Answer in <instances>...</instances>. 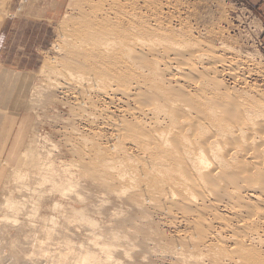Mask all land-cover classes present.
Segmentation results:
<instances>
[{
    "label": "bare ground",
    "instance_id": "1",
    "mask_svg": "<svg viewBox=\"0 0 264 264\" xmlns=\"http://www.w3.org/2000/svg\"><path fill=\"white\" fill-rule=\"evenodd\" d=\"M124 6L125 5L121 7ZM94 7H96V5ZM117 7L118 6H116V9ZM96 8H98V6ZM101 8L103 10V6H101ZM133 9L132 13L135 12ZM97 11L98 10H96V12ZM118 11L122 16V11H124V9ZM90 12L93 14L95 11L92 12L90 10ZM102 12L95 14L99 17V13ZM133 14H127L131 17H129L128 27L123 26V23L122 25L121 23H117L120 22L117 20L118 18L116 19L117 15L114 18L116 22L111 24L110 20H112V18L109 10H105L103 15L99 18L94 17V15V18L90 16L91 18L88 17L84 23H81V25L83 24V29H80L82 27L80 24H78V26H81L80 28L75 25L78 30L80 29L79 32H77L78 30L72 29L75 31H73L75 34L76 32L81 33L83 31L84 35L81 38L79 36V39H77L78 41L75 42L74 40L78 38V34H76L77 37L73 34L74 40L72 34H69L68 39L71 40V43L69 40H66L67 36L64 38V42H69V44L65 43L64 47L68 45V48L66 49L67 46L64 49L61 47V53L64 52L63 57L61 56L63 60L62 63L64 64H59L64 65V68L67 66V71L68 69L70 70V74H68L69 72L67 74L71 76L72 83H76L75 85L71 83L73 85L72 87H74L72 90H75V94L77 93L78 96H80L79 102H77L73 108L71 107L72 109L68 106L71 114H74L71 117L76 115V118L74 117V119H71L67 117V119L77 121V116L83 119L84 113L87 109H90L88 105L95 108V104L99 102L97 99L95 101L98 102L94 104L95 95H98L100 98H102V94L111 96L109 91L115 94L114 90H117L116 88H119V86L120 88L123 87L122 92L126 100L124 103L127 104V109H120L119 111L122 113V117L114 123L110 122L111 124L109 125V128L113 126L115 132L113 136L116 142L114 140V142L112 141L114 145L110 147V149L104 148L102 147L103 145L101 146L100 144L102 142L98 143L99 140L97 142L92 139V142H90L91 140H87L88 137L84 134L85 138L81 137L82 143L84 142L82 146L85 145L86 147V142L88 141V143L92 145L91 151L84 153L83 150L77 148V146L74 147L76 142H73L74 144L72 142L68 144L64 143L65 145H73L74 149L72 146H69L72 148L71 151L67 149L72 153V156L74 155L78 158V161L76 162L74 159L71 162L69 160L70 162L67 164V162L65 163V161L60 159L64 164L61 161L59 164L57 162L59 159H54L57 155L55 154L54 158H52L49 154V148V152L46 151L48 152L46 154H44L45 152L42 154V152H40L41 149L40 151L36 149L37 147L34 144H36L35 139L37 138H34L30 143V147L24 152L22 165L13 168L12 174L9 175L13 177L12 179L21 184V188H23L25 193V195L23 194L25 198L23 197L24 199L19 202L11 198L8 200L9 197L6 199L3 198L5 201L7 200L6 202L4 201V208L8 209L9 212L11 211L12 215L6 214L0 221L9 222L12 219L16 220L17 215H19L22 210L24 211L30 203L29 207L31 206L33 210L32 214L35 213L37 215L38 212L47 214L48 211H52L63 214L62 216L65 215V218H63V226H65L66 230L71 223H73V225L80 223L81 227H89L90 234L88 232V241L85 238L87 241L86 246H84L86 243L85 241V243H80V246L78 245L79 248L76 249V246L74 247L70 239L65 238V250L60 253L58 250V254L51 258L53 262L58 261L57 264H121L122 262L120 259L122 258L119 255L127 259L130 257V261H133L134 259L132 260V258L135 257L138 261L140 259L139 253L134 252V249L137 251L136 247H139L145 250L147 254L148 252L154 251V249H151L152 247H149L151 244L153 245V243L158 246L157 248H160V246L162 248V245L159 244H163V248L164 246L171 245L172 255L176 257L178 261H181L179 262L181 264H228L226 261L233 264H264V259L261 253H259L261 252L259 249L261 248L260 246L264 244V96H262L264 93L261 94L263 98H260V95L257 96L259 98L253 95L255 97L253 98L250 92H255L258 89L257 87L248 89L250 91L246 89L247 92L244 91L242 94H237L240 93V91L237 92V86V89L233 88L236 92L234 90V92L229 91L228 87L226 88L225 86L226 89H221V87H223L222 83L224 84V82L221 83L218 78L219 75H217L219 73L217 68L220 65H217V68H215L213 65L207 67L206 64L201 70L200 67H198L199 69L196 68L202 60L204 63L205 59L204 57L201 60L205 55L204 52V55H202L201 46H199L202 45V41L199 44L198 42L200 41L196 38V42H198L194 43L192 42L194 40L191 41L193 38H191L192 33L190 35L186 33L191 38L190 40H188V38L186 40V34L182 33L185 36L181 34L176 35L173 31L169 34L165 33L162 37L156 39V37H154L155 32L152 31V28L143 27V21L140 22V24L135 23L139 26L142 25L140 27L141 29L139 27V30L133 29V21L135 19L134 17L132 20V16H135ZM124 16L126 17V15ZM136 16L138 15L136 14ZM137 18L139 17H136V20ZM148 23L147 21V24ZM147 24L145 25L147 26ZM161 29L164 30V28ZM163 30L161 32H163ZM168 31L170 32V30ZM83 32L81 34H83ZM160 34L161 33L156 35ZM70 36L72 39L69 38ZM177 37L180 39L177 40ZM163 42L165 47L160 45ZM209 46V48H211V45ZM222 46H224V44H222ZM196 47L199 48L198 52L201 51L202 57H199L197 52H195L197 51ZM58 48L60 50L59 45ZM204 48L206 47L204 46ZM209 48L207 47L205 51H210L208 50ZM224 48H226V46H224ZM231 49L232 48H230V50ZM213 50L217 53L214 48L211 49V51ZM169 51L171 53L172 51L174 52L175 58H173L178 60V62L182 61L184 64L188 63L189 74L184 73L183 70L182 72L185 76L187 75L185 78H188V81L191 80V82H195V87L192 90L193 93L188 92L187 88L186 91L185 87H182L184 84L182 86L172 85L173 78H171V76L170 78H166L165 72H167L168 66L167 61L164 60V56L170 57ZM213 52L209 54L210 56L208 55L209 58L213 59V54H215ZM235 52L237 54L239 53L236 50ZM155 53L161 54L160 60L156 59V57L155 59L149 58V55L154 54L155 56ZM163 53L166 54L163 55ZM218 55L220 56V54ZM248 56L249 55L245 57L247 58ZM158 57L159 55L157 58ZM216 57L217 59L219 58L218 56ZM209 58L208 60H210ZM167 59L169 60L168 57ZM194 59H198L200 62H197L196 65V63H194L195 61L193 63L191 62ZM214 59H216L215 56ZM223 59L224 62L221 60L217 61V63L222 62L220 66L221 73L224 76L228 75L229 78H231L230 80L237 81L240 74L238 73L239 71H237L238 76L236 77L237 74L233 68L235 66L233 65L234 58H231V60ZM247 59H249V57ZM225 61L227 62L225 63ZM238 61L240 60L238 59ZM59 62H61V59ZM182 62L178 64H183ZM57 63L55 64L59 65ZM203 63H201V67ZM207 63L209 65V62ZM213 63H216L215 60ZM62 65L59 66L63 68ZM252 65L254 66L255 64ZM59 66L57 67L54 65L53 68L56 67L58 69ZM50 67H47L48 70L45 71L49 72L50 69L51 72L53 68ZM175 70L178 71L177 68H175ZM257 71V74H259L258 68ZM48 72L46 73L47 75L54 73ZM62 72H60L61 75ZM180 72L179 68V73ZM57 73L55 76L51 75L50 78L53 79L52 77H55L57 79L56 76H58V83H56V79L54 80L58 86L61 82V80L60 82L58 81L59 77L61 79V76L59 75V71H57ZM249 73L251 72L249 71ZM182 74L180 73V77ZM176 75L178 76V74ZM50 78L47 77L49 83L45 84L47 86L48 84L50 86L52 85L53 87L55 83H52V80L50 82ZM62 78L64 81L63 75ZM239 78H241V75ZM182 79L177 78L176 80L180 81L176 82L180 84L179 82H181ZM63 81L62 84L64 85ZM114 82H116V84L118 83L119 86L117 87L118 84L115 86ZM241 82H239V85ZM111 83H114L113 85L116 87L114 90V87H112V89L110 87L113 86ZM245 83L247 84V82ZM71 84H69V87ZM43 85L44 84H42V86ZM42 86L41 88H43ZM50 86L47 88L45 87L46 89H44V91H46L42 93L43 95L48 93V88L52 89ZM66 86L67 85L62 87V91ZM58 88H61V86H58L57 89ZM245 88L247 87L245 86ZM41 90L39 89L40 92L43 91ZM67 91L69 92V89ZM118 91L122 95L121 90L119 89ZM92 92H95V95L93 94L94 96ZM119 92L117 95H119ZM256 92L254 94H256ZM60 93H62L61 90ZM42 94L40 100L43 101L45 96L43 97ZM258 94H260L259 91L257 92V95ZM71 95L73 96V94ZM108 96L106 97L108 98ZM53 97L56 98L55 96ZM47 100H49V97H47ZM114 100L112 101L114 102ZM45 101L46 99H44V102ZM61 103H63V107H66L64 105L67 104H64L63 101ZM69 105L71 106V103ZM108 108H95L92 115L87 112L85 114L91 117L93 115H100L101 117H99L101 119L104 114H107L106 110L108 111ZM110 108L112 109V107ZM108 112L110 113V111ZM111 112L113 113V111ZM108 117L109 116H107V118ZM90 118L88 119L90 120ZM82 119L78 121L80 122ZM93 119L92 121L94 123L97 122L95 121L96 117ZM63 121H66V119H62V122ZM86 122L88 124V121ZM106 122L108 121L106 120ZM90 123L92 124V122ZM105 125L104 128H106L108 124L106 123ZM26 126L27 125H25V127ZM71 126L70 128H73ZM75 128L74 126V129ZM74 129L72 130L74 132L78 131V135L82 132V130L81 132L79 131L80 126L79 129ZM63 131L65 132L66 130L63 128ZM62 134L64 136L65 133ZM66 134L63 138L68 140ZM25 135L27 134L25 133ZM92 136H94V132ZM39 138L37 143H39ZM79 139L80 138H78V140ZM72 140L73 137L71 138V141ZM109 142H111V140ZM109 144L106 143V146ZM128 144H131L132 147L134 146L142 156H139V158L138 156L137 158H135V156L133 157L131 152L127 150ZM110 145H112V143ZM51 147H53V145ZM55 147H53L54 151L55 149L57 150L58 146ZM42 150L45 151V147L44 149L42 148ZM17 151L18 150H16V152ZM11 162L12 160L10 164ZM9 176H7V178ZM100 191L108 193L110 195L109 199L115 204L124 202L123 205L130 206L136 215L142 214L144 217H147L149 208L152 207L165 210L166 213L172 217L177 218L178 216L181 220H179L180 223L182 222L185 226L192 228L193 232L183 236L173 235L174 237L172 236V239L170 237L169 240L167 239L169 238L168 236H159V233L156 235L149 232L147 231V227L155 225L156 223L154 221H149V223L146 224L143 222L137 224L135 223V216L122 218V211L118 209H115L116 212L110 209L112 211L110 212V210L107 209L108 207H106V202H101L96 195V193ZM98 202L100 203L98 204ZM1 206L2 205H0V207ZM222 211L229 213L230 219L223 217ZM46 216L47 215L43 218L45 224L49 222L54 224L57 223L53 220L55 218L52 219V216L51 218ZM101 216L102 219H104L102 221L98 219ZM28 217H30V215ZM31 220L34 219L32 218ZM31 225L33 226L32 223ZM175 225L174 227L176 228ZM29 228H31V226ZM130 229H134V233L129 234ZM50 230V228L49 230L43 229L48 240L51 239L53 235L51 233L53 230ZM20 234L21 232L19 235ZM48 240L47 242H49ZM16 241L14 242L16 243ZM137 241L139 243H136V245L135 242ZM164 241H166V243ZM40 243L41 242L36 244L35 251H41V253L45 251L46 255L51 254L49 253L50 251L46 253V248ZM12 244L10 246L11 252L7 262L9 264H17L19 260L23 258V252H21L22 250L20 251L18 246ZM227 244L229 246H227ZM148 249L150 251H148ZM154 253H156V251ZM146 254H143L144 257ZM46 255L45 257L47 259L50 258V256ZM155 255L157 256V253ZM190 257H195L196 259H189ZM24 259H26V257ZM143 261L144 260H142V262ZM5 262V260L0 259V264H6Z\"/></svg>",
    "mask_w": 264,
    "mask_h": 264
},
{
    "label": "rangeland",
    "instance_id": "2",
    "mask_svg": "<svg viewBox=\"0 0 264 264\" xmlns=\"http://www.w3.org/2000/svg\"><path fill=\"white\" fill-rule=\"evenodd\" d=\"M3 1H6L7 5L9 7L12 6L11 9H10V14H9L10 15L9 18L11 19V21H10L9 29H8V31H6V34H5V35H7L5 39H6V42H7L6 43V48H8V51H7V55L3 58L4 59L3 63L6 64V66H8L11 70L20 71L19 72V74H20L19 75V79L16 80V83H18V86L12 84V86H11L12 89L10 88L11 89L10 90L11 95L13 93L14 96H17V97L20 98V102L21 103L19 105H17L16 107L20 111H24L25 110V113L30 114L35 119V123H34V127L33 128H34V134H35L34 138H37V139H35V143L36 144H34V145H36L37 148L35 146H33V147H35L38 151H40V149H41L40 152H42V154L44 152H45L44 154H46V153H48L50 151L49 154L52 156V158H54V156L56 154L57 156H55L56 158H54V159H56V160L59 159V161L57 160L58 163L61 160L65 161V163L67 162V164L70 161L72 162L74 159H75L74 161H76V162L78 161L77 160L78 158L76 156H74V155H73L74 156V158H73L72 153L69 152V150L71 151V149L73 148V145L72 144L67 145L68 143H71V142L75 143L76 142L74 147L77 146V148L83 150L84 153L85 152L88 153V151H91L92 145H90L88 143V141L86 142L83 139L86 142V147H85V145L82 146V144L84 142L82 143V140H81L82 138L81 137L85 138V135L88 137L87 140L90 141L92 139L93 141H97V142L99 140L98 143L102 142V143H100L101 146L103 145L102 147L110 149V147H112L114 145L113 142L114 141L116 142V139H114V136H113L115 134L113 126H110V128H109V125L111 123H114V122L118 121V119H120L122 117L121 116L122 113L119 111L120 109L121 110L122 109H124V110L127 109V104L124 103L126 100H125L123 92H122L123 87L120 88L119 84L117 83L118 84L117 85L116 82H114L115 84L114 83L113 84L115 86L117 85V87L119 86V88H116L112 83L111 84L113 86H110V87H111V89H112V87H114L113 90L115 88L117 89V90H114L116 95L114 93H112V91H109V94L111 96L106 95V96H108V98H107L105 96V94H102V96H101L102 98H100V97H98V95H95V92L94 93L92 92V95L93 94L95 95V96L93 95L94 96V104L96 102H98V101H95V100H97V99L99 100V102L95 104V106H96L95 108L105 109V108H108V107L109 108L112 107V109L110 108V110L108 108V111H110V113L106 110L107 114H104L101 119H100V117H101L100 115H97V116L93 115L92 117L93 118L96 117L95 121L98 122V123L97 122L94 123L92 121L93 118L89 115L92 118L91 119L88 116V114L91 113V115H92L94 113L93 111H94L95 108L91 107V105H88V107H90V109L86 108L87 109L86 112L88 114H85L86 112L84 113L83 119L81 118L82 121H80V122L78 121V120H81L80 118H78L80 116H77V121H72L71 120L72 118L74 119V117L76 118V115L74 117H71L74 114H71L69 109L71 107L73 108L77 104V102H79V100H80L79 97L80 96H78L77 93H76L77 95L75 94V92H76L75 90H72L74 88L72 86L75 85L76 83L73 84L72 83L73 81L71 80L72 79L71 76L68 75V74H70V70L68 69V71H67V66L64 68V65H62L64 63H62L63 60H62L61 56L63 57L64 52L61 53L62 52L61 51V47L64 49L67 46L66 47V49H67L68 45H65V47H64V44L65 43L69 44V42L71 41V40L68 39L69 34H72V37H73V40H74V36H73V34H75L74 30L77 31L78 28H80L81 26L82 27L80 29H83V24L81 25V23H84L88 19V17L91 16L92 13L90 12V10L92 12L95 11L92 14V16H91L92 18L98 17L95 13L98 14V12H102L103 10L104 11L105 10H109L111 12V18H112V20H110L111 24L113 22H116V19L118 18L117 20H119L120 22H117V23H121V25L123 23V26H127V27L129 25V17H130L128 15H132L134 13L133 15H135V16H132V20L135 17V19L133 21V25H134L133 29L139 30V28L142 25H143V27H147L149 29L152 28V31L155 32L154 37H156V39L162 37L165 33H167V34L171 33V31H173V33L176 34V35H180V34L183 35V34H186V33L188 35H190L192 33L191 34V38L193 37L192 39L187 34H186L185 39L187 40V38H188V40H190V39H191V41L194 40V41H192L194 43L198 39V41H200V42L197 41L199 44L202 41L201 44L203 46L202 45H199V46L202 47V48L200 47V49L202 50V53L204 52L207 57H208L209 54H211V52L214 51V50L211 51V49L214 48L216 50V52H217V53H215V51L213 52V53H215V54H213V59L208 57L211 60L210 61L204 55V53L202 54L201 51L198 52L199 48L196 47L197 51H195V52H197V55H199V57H202L201 54L204 55L201 58V60L204 57L206 59V60L204 59V63L202 62L203 60L200 62V61H198V59H194L193 61H191L192 63L195 61L194 63H196V65H197V62L198 63L200 62L196 66V68L200 67V70H201L203 67H205L206 64H207L206 65L207 67L208 66L211 67V65H213V67L217 68V65L221 66V64H222V62L221 63L220 62L217 63V61L221 60V61L224 62L223 58H225L227 60H231V58L232 59L234 58L233 59V62H234L233 65H235V66L233 68L235 69V73L237 74L236 77L238 76V73H239L241 75V78H239L240 77V75H239L238 78H237L238 83H237V81L230 80L231 78H229L228 75H225V76H227V77H225L221 73V71H220L221 68H220V66H218L217 70L219 71V73L217 75H219V76L221 75L220 77H222V78H220L218 76V78L220 79L221 83L224 82V84H225L224 85L222 83L223 87H221V89H224L225 87L226 88L228 87L229 91L234 92L235 89H237V87H238V89H237L238 91L237 92L240 91V93H237V94H242V93H244V91L247 92L248 89H251L253 87L254 88L257 87L258 89L260 87L259 90L258 89L256 90L257 92L259 91L260 94L257 95L256 91H255L256 94H254L255 92L253 91L254 93L250 92L251 93V97L259 98L257 96L260 95V98H261L262 96H264V94H262V93H264V59H263L264 58V46H263V43L261 41V33H262L261 31L263 29H262V26L258 23V20L256 18L255 13L247 6V4L243 0H3ZM27 1L30 2V5H31L32 2H33V4H36V5L32 4L33 6L36 7V14L24 13L23 6L26 5ZM8 2L10 3V5L8 4ZM90 3H92V4H90ZM101 3H102V5H101ZM88 5H91L93 7L88 6ZM95 5H96V7L98 6V8L94 7ZM99 5H100V7H99ZM115 5L118 6L117 9H116ZM123 5H125V6L121 7ZM101 6H103V10H102ZM127 6H129V7H127ZM94 8H95V10H94ZM100 8H101V10H100ZM122 9H124V11H122L123 15L121 16L118 10H122ZM132 9H133V11L135 10V12L132 13ZM96 10H98V11L96 12ZM104 11L102 13H99V17H101V15H103ZM114 11L119 14V17H118V14H116ZM6 12H7V10H6ZM136 14L138 16H136ZM93 15H94V17H93ZM116 15H117V17H116ZM124 15H126V17ZM115 17H116V19H114ZM136 17H139V18H137V20H136ZM140 17H141V19H140ZM124 18H126L127 20L124 19ZM123 20H125V21H123ZM135 20H136V22H135ZM142 21H143V24L141 23L142 25L139 26L138 24H140V22H142ZM147 21L149 22L148 24H147ZM159 22H160V25H159ZM135 23H138V24H135ZM78 24H80L81 26L80 25L78 26ZM145 24H147V26ZM152 24H153V27H152ZM75 25H77L78 28H76L77 26H75ZM159 26H162V27H159ZM161 28H164V30L161 29ZM72 29H74V30H72ZM79 30L77 32H79ZM162 30H163V32H161ZM168 30H170V32ZM71 31L72 32L74 31V32L72 33ZM165 31H167V32H165ZM77 32H76V34H78L77 35L78 38H75L76 39V40H74L75 42L78 41L77 39H79V36L81 38L84 35L83 31H82L83 34H81L82 32L81 33H77ZM159 33H161V34L160 35H156V34H159ZM76 34H75V36H76ZM79 34H81V35H79ZM66 36H67L66 40L67 41L69 40L68 43L64 42V38ZM183 36H185V35H183ZM69 38H71V36ZM176 39L179 40L180 38L177 37ZM163 44H164V42L162 44H160V45H163ZM207 44H208V46H207ZM222 44H224V46H226L227 49L224 48V46H222ZM58 45L60 46V50L58 48ZM61 45H63V46H61ZM209 45H211V48H209L210 47ZM204 46L206 48H204ZM212 46H213V48H212ZM207 47L209 48L208 50H210V51H205V50H207ZM215 47H217V48L221 47V48L217 49ZM222 47H223V49H222ZM228 47H230L232 49L230 50V48H228ZM233 48H235V49H233ZM220 49H222V50H220ZM235 50L238 51L239 53L237 54L235 52ZM172 53L169 51V55H171L170 57L169 56H164V60L167 61V66H168V68H167V72L168 73L165 72V75L167 77L166 76L165 77L166 78H170V76H171V78H173L172 79V85H174V86L175 85L182 86L184 84V86H182V87H185V90L187 88L188 92L193 93L192 90L195 87L194 86L195 82H193V81L191 82V80H189L191 82L190 83L188 81V78H185L187 75L185 76V74H184V73L189 74V72H190L189 71V67L187 66L188 63L184 64L182 61L178 62V60L174 59L175 56H174V52L173 51H172ZM165 54L163 53V55H165ZM218 54H220L221 57ZM246 54L249 55L248 56L249 59H247L248 57L247 58L245 57V56H247ZM158 55H159V57L157 58ZM163 55H162V57H163ZM214 56H215L216 59H214ZM216 56H218L219 58L217 59ZM252 56H253V58H252ZM155 57H156V59L160 60L161 54L155 53V56H154V54L153 55L152 54L149 55L150 59L151 58L155 59ZM167 57L169 58V60L167 59ZM237 57H239V58H237ZM251 58L253 60V63H252ZM60 59H61V62H59ZM172 59H174V60H172ZM238 59L240 61H238ZM241 59H242L243 62L241 61ZM214 60L216 62L215 63L216 65L213 63ZM57 61H58V63H57ZM177 62L178 63L182 62L183 64L179 65ZM207 62H209V65H208ZM226 62L227 61H225V63ZM55 63H57V64L62 63V64H59V65L60 66L62 65L63 68L60 67L59 65H56ZM201 63H203L202 67H201ZM252 64H255L256 66L255 65L253 66ZM54 65L57 66V67L59 66V68L58 69L56 67L53 68ZM45 66H47L48 68L49 67L53 68L54 71L51 70V72L52 73L54 72L55 74L53 73V74L47 75L46 73L48 71H45V70H48V69ZM173 66H174V69H173ZM235 67H237V68H235ZM175 68H177L178 71H176ZM179 68H180V71H181L180 73L181 74L183 73L182 70L184 71V73L181 76L183 79L180 77ZM257 68L259 70V74H257V72H258ZM55 69L57 71H59V75L61 76V79L59 77V80H58L59 82L61 80V82H60L61 85H60V83L58 85L59 87L61 86V88H58V89H57L58 86L56 85V83H58L57 82L58 76H56L57 79L55 77H52L53 79L50 78L51 75L55 76V75L58 74ZM63 69H65L67 72L65 70H63ZM170 69H171V71H170ZM184 69H186V70H184ZM248 70L251 73H249ZM237 71H239V72L237 73ZM49 72H50V69H49ZM60 72H62V75L64 77V81L62 80L63 78H62V75L60 74ZM173 73L174 74L175 73L178 74V76L176 74L174 75ZM249 74H250V76H249ZM46 76L48 78H50V82L52 80V83H55L54 80L56 79L55 85L53 84L55 86V88H54V86L52 87V85L51 86L49 84H48V86L46 85L47 83H49V80L47 79ZM69 78H70L71 82H70ZM177 78L178 79H182L181 82H179L180 84L177 83L178 81H180V80H176ZM45 79H47L48 81L45 80ZM239 79H243V80H239ZM44 80H45V82H44ZM186 80H187V82H186ZM62 81H63L64 85L62 84ZM10 82L11 81L8 80V82H6V84H8ZM13 82H15V80ZM184 82H186V83H184ZM239 82L242 83V84L240 83V85L244 89H242L240 87ZM245 82H247V84ZM42 84H44V85L42 86ZM69 84H71L70 85L71 88L69 87ZM62 85L63 86L67 85L66 87L63 88L64 92L62 91V87H63ZM187 85H189V86H187ZM243 85H245L247 88H245V86H243ZM251 85H253V86H251ZM41 86L43 88H41ZM49 86H50V88L52 87V89L48 88L47 89L48 93H45L43 95L42 93H44L46 91V90L44 91V89H46ZM67 87H69V88H67ZM189 87H190L191 90L189 89ZM239 87H240V89H239ZM233 88H235V89H233ZM39 89L40 90L42 89L43 91L41 90L42 92H40ZM68 89H69V92L67 91ZM94 89H96V88H94ZM119 89L121 90L122 95L118 91ZM241 89L243 90V92H242ZM60 90H61L62 93H60ZM248 91H250V90H248ZM38 92H40V93H38ZM57 92H59V93H57ZM118 92H119V95H117ZM41 94L43 95V97L45 96L44 97V99H46L45 102H44V99H43V101L40 100L41 99ZM68 94H69V96H68ZM71 94H73V96ZM261 94H262V96H261ZM53 96H55L56 98H54ZM47 97H49V100H47ZM105 97H106V99H105ZM53 98L56 99V100H54ZM110 98L112 100H114V98H115L114 102ZM75 99H77V100H75ZM69 100H70V102H69ZM118 100H120V101H118ZM40 101H41V103H40ZM54 101H56V102H54ZM62 101L64 102V104H67V105H64L66 107H63V105H62L63 103H61ZM70 103H71V106L69 105ZM113 103H114L115 106L113 105ZM100 104H101V106H100ZM104 104L105 105L108 104L107 105L108 107L105 106ZM42 105H44V106H42ZM111 105H113V106H111ZM121 106H123V107H121ZM115 109H117V110H115ZM111 111H113V113ZM107 116H109V117L107 118ZM67 117L71 118V119L69 120V119H67ZM97 117L99 118V120H98ZM104 117H105V121H104ZM88 118H90V120ZM58 119L61 120V121H59ZM62 119H64V120L66 119V121L62 122ZM85 119H87V120H85ZM106 120L108 122H106ZM112 120H114V121H112ZM67 121L69 122V124H68ZM70 121H71V123H70ZM86 121H88V124H87ZM90 122H92L93 125ZM105 122L108 124L106 128H104V125L106 124ZM77 123H78V125H77ZM70 124L73 125V126H71ZM84 125L85 126L88 125V126L85 127ZM70 126L73 127V128H70ZM74 126L76 128H78V129H79V126H80L79 131L81 132V130H82V132L79 135L77 134L78 131L74 132L72 130V129H74ZM83 126H84V128H83ZM102 126H103V128H102ZM63 128L66 130L65 132L63 131ZM93 129H96V130H93ZM71 130L73 131L74 134L72 133ZM68 131H69V134H68ZM92 131L94 132V136H92V134H93ZM66 132H67V134H66ZM62 133L66 134V136H67L66 138L68 140L63 138V137H65V134L63 136ZM87 133L89 134L90 137L88 136ZM71 135H74V136H71ZM111 135L113 136V139H112ZM76 136L77 137L79 136L78 138H80L79 139L80 141L78 140V138ZM97 136H98L99 139L97 138ZM68 137L69 138L73 137V140L71 141V138L69 140ZM74 137L78 140V143H77V140ZM93 137L95 139H97V140H95ZM38 138H39V143H37L38 142ZM100 138H101L102 141L100 140ZM47 140H49V141H47ZM92 140L90 142H92ZM106 140H108V141H106ZM110 140H111V142H109ZM108 142L110 144L112 143V145H110ZM64 143H67L66 144L67 147H66V145ZM80 143H81V145H80ZM106 143L109 144V145L106 146ZM51 144L53 145V147L58 146L57 150L55 149V151H54L53 150L54 148L51 147L52 146ZM104 144H105V146H104ZM69 146L70 147L72 146V148H70ZM44 147H45V151L42 150V148L44 149ZM48 148L50 149L49 151H48ZM135 149L136 148H134V146L132 147L131 144L127 145V150H128V152L129 151L131 152L133 157L134 156H135V158H137V156H138V158H139V156L141 157L142 154L141 153L139 154V151H137V149L135 151ZM46 151H48V152H46ZM135 153H136V155H135ZM63 161H61V162H63ZM63 164H64V162H63ZM12 172H13V170L12 171L10 170V172H9V174L7 176L12 174ZM7 176L5 178L7 181L4 179L3 183L1 185V188H0V202H1L0 205H2L0 207L1 208L0 209V219H2L3 216L6 215V214H8V215L11 214L12 215L11 211L9 212L8 209L4 208V206H5V203H4L5 200L4 199L9 197L8 200L11 198V199L19 202V201H21L22 199L25 198L24 197L25 193L23 191V188H21V184L19 182H16V180L12 179L13 177L9 176L7 178ZM15 190L16 191L18 190V191L16 192ZM96 195L98 196V199L101 202H106V207H108L107 209H109V210L112 209V211H114V212H116L115 209L121 210L122 211V218H128V217H131V216H135V218H136L135 223H137V224H140V222H143V223L146 224V223H149V221H154L156 224L154 223L155 225L148 226L147 227V231L152 232V233H154L156 235H158V233H159V236H165V237L168 236L169 237V238H167L168 240L170 239V237L172 239L173 235H175V236H183V235H186L187 233H192L193 232L192 228H189L188 226H185V224L182 223V222H181L182 224L180 223L181 220L178 218V216H177V218L176 217H172L171 215H168L165 210H159V209H156V208L152 207V208H149V212H148L147 217H144V215H142V214H137L136 215L134 213L133 209L130 206L123 205L124 202L123 203H119V204H115L112 200L109 199L110 195L108 193L100 191V192L96 193ZM28 196H30V195H28ZM99 203L100 202H98V204ZM29 205H30V203H29ZM29 205L26 207V209L24 211L22 210L23 213L21 211L19 213V215H17V219H16L17 221L15 219H12V220H15V221L10 220V221H12L11 223H9L10 221L9 222L2 221V220L0 221V230H2V231H0V248H1V250H0V259L5 260L6 264L8 263L7 261L9 260V255H10V252H11L10 251V246L16 240L19 243L16 241V243L14 242L13 244L18 246L20 248V251L22 250L21 252H23V258H21L17 264H24V263L25 264H30V263L31 264H33V263L34 264H51V263H53V264L56 263L57 264L58 261L55 260L57 262H53L51 258H52V256H55L56 254H58V250H59V253L61 251L65 250V247H66V245L64 244L65 238H69L70 241L72 242V244L74 245V247L76 246L75 247L76 249L79 248V246H80L79 244L80 243H85V241L87 240V236L90 234L89 227H87V226H82L81 227V224L79 222H75V223H79V224H74L73 225V223H71L72 225L69 224L70 227L68 226L67 227L68 229L66 230L65 226H63V221H64L63 218H65V215L62 216L63 214H59V213L52 212V211H48L47 214L43 213V212H38L39 214L37 213V215L35 213L32 214L33 210L31 209V206L29 207ZM29 209H30V211H29ZM31 210H32V212H31ZM112 211L110 210V212H112ZM29 213H31V214H29ZM226 213L227 212L222 211L223 217L229 218L230 214L229 213L226 214ZM26 214H28V215H26ZM49 214H50V216H49ZM29 215H30V217H28ZM45 215H47L46 217H48V218H51V216H52V219L55 218L53 220H55L57 222L56 224L58 226L56 224L52 223V222H51L52 224L50 222L45 224L44 219H43L45 217ZM31 217L34 220H31L32 219ZM27 218L28 219L31 218V219L28 220ZM98 219L99 220L101 219L100 221L104 220V219H102V216L100 218H98ZM173 222H174V224H173ZM31 223L33 224V226L31 225ZM179 224H181V225H179ZM79 225H80V227H79ZM174 225L176 226V228L174 227ZM30 226H31V228H29ZM217 226H218V224H217ZM33 228L34 229L36 228V229L34 230ZM44 228L48 229V230L50 228L51 229L50 231L53 230V232H51L53 234L51 239L48 240V237L45 235V232L43 231ZM91 228L94 229L93 227H91ZM76 229H78V230H76ZM86 230H88V231H86ZM54 231H55V233H54ZM20 232H21V234L19 235ZM88 232H89V234H88ZM132 233H134V229H130L129 230V234H132ZM224 235H225V233H224ZM85 238H86V240H85ZM41 239H43V240H41ZM47 240L49 242H47ZM87 241L84 244V246L87 245ZM39 242H41L40 244L42 246L44 245V247L46 248V253L50 251L49 253H51V254H49V255L47 254L48 256H50V258L47 259L45 257V255H46L45 251H44V253L42 252L43 254L41 253V251L40 252L39 251L38 252L35 251V249H36L35 246ZM43 242H44V244H43ZM164 242L166 243V241H164ZM136 243L138 244L139 242L137 241V242H135V244ZM59 244H61V245H59ZM154 245H156V244L153 243V245L151 244L149 246L150 248L152 247L151 249H154V251L153 252L151 251L150 253L148 252L147 253L148 256H147L145 250L140 249L139 247H136L137 251H136V249H134L135 251L134 250L133 251L139 253L140 259L138 261H137V259L135 257L132 258V260L134 259L133 261H130L131 260V259H129L130 257L127 259V258H123L121 255H119L122 258V259H120L121 262H122L121 264H136V262H137V264H140V263L141 264H177V263L181 262V261H178L176 259V257H174L172 255V252H171L172 251V247H171V245L170 246H164V248H163V244H159V245H162V248H161V246H160V248H157L158 246L157 245L154 246ZM227 246H229V245L227 244ZM153 247H156L158 250L156 248H153ZM260 247L261 248L258 247L260 249V251H261L259 253H261V255H262L263 259H264V244L262 246H260ZM149 249H148V251L151 250V249L150 250ZM155 251L157 253V256L155 255L156 253H154ZM143 254H146L145 257H147V258H145ZM159 254H161V255H159ZM5 257H6V259H5ZM25 257H26V259H24ZM31 258H33V259H31ZM30 260H32V261H30ZM142 260H144V261L142 262ZM226 262L228 264L231 263V262H228V261H226ZM179 264H181V263H179ZM231 264H233V263H231Z\"/></svg>",
    "mask_w": 264,
    "mask_h": 264
},
{
    "label": "crops",
    "instance_id": "3",
    "mask_svg": "<svg viewBox=\"0 0 264 264\" xmlns=\"http://www.w3.org/2000/svg\"><path fill=\"white\" fill-rule=\"evenodd\" d=\"M243 1L255 13L258 23L262 26L263 30L261 31V41L264 46V0ZM8 4L10 5L9 2ZM32 4L33 2L30 5V2L27 1L26 5L23 6L24 13L36 14V7L33 6L36 4ZM11 7L7 5L6 1L0 0V188L3 180L6 178L10 170L22 165L24 152L28 147H30V143L35 137L33 128L35 123L34 117L28 113H25V111H20L16 107L21 103L20 98L14 96L13 93L11 95L10 92L12 89V84L18 86L16 80L19 79L20 71L11 70L8 66H6V64L3 63V58L7 55L8 51V48H6L7 42L5 39L7 35L5 34L9 29L11 21L9 18ZM8 80L11 82L6 84ZM14 80L15 82H13ZM25 125H27V128ZM24 132L27 135H25ZM16 150L18 151L16 152ZM11 160L12 162L10 164Z\"/></svg>",
    "mask_w": 264,
    "mask_h": 264
},
{
    "label": "clouds",
    "instance_id": "4",
    "mask_svg": "<svg viewBox=\"0 0 264 264\" xmlns=\"http://www.w3.org/2000/svg\"><path fill=\"white\" fill-rule=\"evenodd\" d=\"M189 259H193V260H194V259H196V258H195V257H190Z\"/></svg>",
    "mask_w": 264,
    "mask_h": 264
}]
</instances>
